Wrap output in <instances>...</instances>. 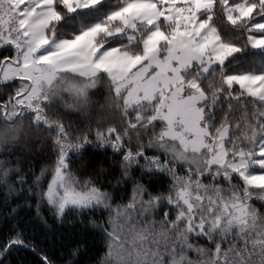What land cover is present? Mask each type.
I'll return each instance as SVG.
<instances>
[{
  "label": "snow or ice",
  "instance_id": "obj_1",
  "mask_svg": "<svg viewBox=\"0 0 264 264\" xmlns=\"http://www.w3.org/2000/svg\"><path fill=\"white\" fill-rule=\"evenodd\" d=\"M0 223V264H264V0H0Z\"/></svg>",
  "mask_w": 264,
  "mask_h": 264
},
{
  "label": "trees",
  "instance_id": "obj_2",
  "mask_svg": "<svg viewBox=\"0 0 264 264\" xmlns=\"http://www.w3.org/2000/svg\"><path fill=\"white\" fill-rule=\"evenodd\" d=\"M9 225L0 223V229L6 228ZM41 229H37V235L40 236ZM42 238V237H41ZM99 249V240L93 236H88V250L82 256V264H93L94 258Z\"/></svg>",
  "mask_w": 264,
  "mask_h": 264
}]
</instances>
